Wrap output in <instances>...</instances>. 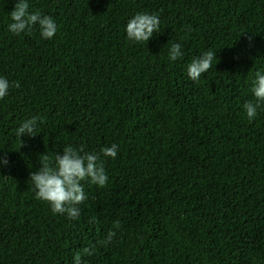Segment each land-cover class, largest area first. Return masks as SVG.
Wrapping results in <instances>:
<instances>
[{"label": "trees", "instance_id": "obj_1", "mask_svg": "<svg viewBox=\"0 0 264 264\" xmlns=\"http://www.w3.org/2000/svg\"><path fill=\"white\" fill-rule=\"evenodd\" d=\"M15 3L0 0V77L19 84L0 99V264H264V104L252 121L243 108L264 74V0H28L52 39L10 32ZM137 13L160 18L146 44L127 38ZM113 144L78 219L36 198L41 155Z\"/></svg>", "mask_w": 264, "mask_h": 264}, {"label": "clouds", "instance_id": "obj_2", "mask_svg": "<svg viewBox=\"0 0 264 264\" xmlns=\"http://www.w3.org/2000/svg\"><path fill=\"white\" fill-rule=\"evenodd\" d=\"M11 23L9 31L15 35L31 32L33 26L38 25L40 35L44 39H52L57 32L54 19L40 12H30L28 0H16L13 11L9 14ZM160 31V18L155 14L137 13L128 20L126 25L127 38L130 41L146 44L154 34ZM184 55L179 43L171 45L168 56L171 61H176ZM216 54L206 51L202 56L195 58L187 66V75L190 80L198 81L201 76L213 69V61ZM217 61V60H216ZM10 87H19L18 83L10 84L6 78L0 77V99L9 94ZM255 103L246 102L243 105L249 121L257 116V110L264 104V74L257 71L252 82L251 89ZM38 117H32L20 124L15 130L17 137L36 135ZM118 146L113 144L101 149L100 153L85 152L83 147L77 149L69 145L63 148L62 154H55L50 161L47 155H41L42 162L37 170L29 176L36 198L46 202L54 214L67 215L71 220L80 217L81 205L86 199L84 183L88 182L98 187H104L108 182L105 172L104 159H115L118 154ZM8 160L0 157V165H7ZM114 227H119L117 221ZM115 232H110L106 243H110ZM92 255L94 248L84 250ZM74 264H82L81 254L77 252L73 257Z\"/></svg>", "mask_w": 264, "mask_h": 264}]
</instances>
